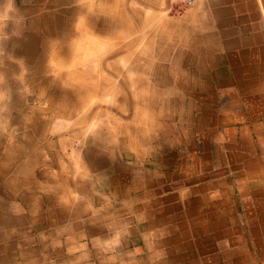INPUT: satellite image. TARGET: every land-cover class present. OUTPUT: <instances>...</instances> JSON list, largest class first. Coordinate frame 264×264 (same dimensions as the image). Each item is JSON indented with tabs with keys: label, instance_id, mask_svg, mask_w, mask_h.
<instances>
[{
	"label": "crops",
	"instance_id": "crops-1",
	"mask_svg": "<svg viewBox=\"0 0 264 264\" xmlns=\"http://www.w3.org/2000/svg\"><path fill=\"white\" fill-rule=\"evenodd\" d=\"M0 264H264V0H0Z\"/></svg>",
	"mask_w": 264,
	"mask_h": 264
},
{
	"label": "built area",
	"instance_id": "built-area-1",
	"mask_svg": "<svg viewBox=\"0 0 264 264\" xmlns=\"http://www.w3.org/2000/svg\"><path fill=\"white\" fill-rule=\"evenodd\" d=\"M197 1H199V0H182L183 6L185 8H189V7L193 6Z\"/></svg>",
	"mask_w": 264,
	"mask_h": 264
}]
</instances>
